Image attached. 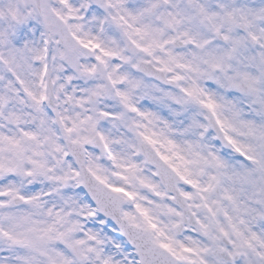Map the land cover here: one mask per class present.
Here are the masks:
<instances>
[{
  "label": "snow or ice",
  "instance_id": "1",
  "mask_svg": "<svg viewBox=\"0 0 264 264\" xmlns=\"http://www.w3.org/2000/svg\"><path fill=\"white\" fill-rule=\"evenodd\" d=\"M0 264H264V0H0Z\"/></svg>",
  "mask_w": 264,
  "mask_h": 264
}]
</instances>
